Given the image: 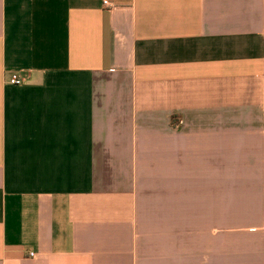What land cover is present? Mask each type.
Segmentation results:
<instances>
[{"label": "crops", "instance_id": "0c3cea01", "mask_svg": "<svg viewBox=\"0 0 264 264\" xmlns=\"http://www.w3.org/2000/svg\"><path fill=\"white\" fill-rule=\"evenodd\" d=\"M0 264H264V0H0Z\"/></svg>", "mask_w": 264, "mask_h": 264}, {"label": "built area", "instance_id": "2783aa9c", "mask_svg": "<svg viewBox=\"0 0 264 264\" xmlns=\"http://www.w3.org/2000/svg\"><path fill=\"white\" fill-rule=\"evenodd\" d=\"M106 6H109L108 1L105 2ZM26 82V80L19 74H14L11 78H10V84L14 85V86H20V85H24ZM181 125V123H180ZM32 257H34V254H31Z\"/></svg>", "mask_w": 264, "mask_h": 264}]
</instances>
